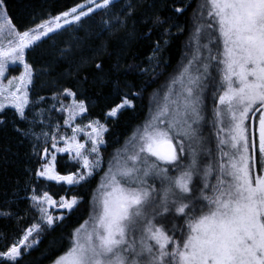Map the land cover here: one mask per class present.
I'll return each instance as SVG.
<instances>
[{
    "label": "snow or ice",
    "instance_id": "1",
    "mask_svg": "<svg viewBox=\"0 0 264 264\" xmlns=\"http://www.w3.org/2000/svg\"><path fill=\"white\" fill-rule=\"evenodd\" d=\"M113 7L114 0H85L21 32L11 24L5 0H0V112L12 107L22 119L27 118L34 73L25 59L26 49L99 9ZM127 10L131 15L130 3ZM154 22L163 23L159 17ZM193 22L192 58L171 81L164 103L134 134V151L123 156L118 151L115 164L110 162L94 194L92 214L74 230L69 246L52 264H264V0H206ZM5 25L15 36L7 46ZM17 63L23 72L8 79L5 88L8 67ZM213 67L217 77L210 84ZM209 87L213 88L209 124L215 154L203 134L204 94ZM63 94L73 102L72 107L61 108L68 112L64 123L72 135L60 136L64 146L58 147L56 135L40 133L45 142L51 139L54 151L49 155V149H43L45 163L37 175L71 186L102 166L100 146L107 127L99 120L87 124L90 131L73 126L70 121L87 113L88 107L70 88ZM117 95L119 99L106 113L109 118L133 107L127 94ZM78 134L86 137L85 142H80ZM56 153L71 154L84 171L61 174ZM33 192L34 206L48 226L54 219H64L54 218L50 208L71 211L79 203L76 196L58 201L47 191ZM169 216L170 228L158 222ZM34 231H40L39 224L0 251V262L15 264L22 248L39 243L35 238L28 242Z\"/></svg>",
    "mask_w": 264,
    "mask_h": 264
},
{
    "label": "trees",
    "instance_id": "2",
    "mask_svg": "<svg viewBox=\"0 0 264 264\" xmlns=\"http://www.w3.org/2000/svg\"><path fill=\"white\" fill-rule=\"evenodd\" d=\"M84 1L5 3L13 26L22 32ZM129 3L131 15L127 10ZM204 3L205 0H114L115 7L99 9L80 23L50 33L26 50L25 59L34 73L29 87L30 104L25 109L27 118L22 119L12 107L0 112V212L10 213L0 215V251L21 240L34 224L40 225V231L36 233L39 243L31 249L22 248V256L15 264H51L67 249L74 230L89 219L103 172L118 151L122 156L125 151H134V134L153 116L157 105L164 103L171 81L192 58L193 17ZM176 8L184 11L178 13ZM156 17L163 23H155ZM20 71L21 66L10 67L9 74ZM66 88L76 92V99L83 100L88 107V112L75 120L77 125L99 120L107 127L100 149L101 168L71 186L37 175L44 164L43 149L53 151L51 139L45 142L40 133L56 135L58 141L60 136L69 134L70 127L64 123L67 111H61L72 104L71 98L63 94ZM117 92L127 94L133 107L109 118L106 113L119 99ZM204 104L206 110V95ZM56 156V168L61 174L79 171L80 164L66 153ZM33 190L37 195L47 191L58 201L60 197L76 196L79 203L71 211H64L63 220L54 219L48 226L31 199ZM171 221L169 216L158 222L170 228Z\"/></svg>",
    "mask_w": 264,
    "mask_h": 264
},
{
    "label": "rangeland",
    "instance_id": "3",
    "mask_svg": "<svg viewBox=\"0 0 264 264\" xmlns=\"http://www.w3.org/2000/svg\"><path fill=\"white\" fill-rule=\"evenodd\" d=\"M85 2V1H84ZM83 2V3H84ZM98 2H101L102 3V0H98ZM205 2H206V0H205ZM71 9V8H70ZM69 10V9H68ZM68 10H66V11H68ZM206 11V10H205ZM65 12V11H64ZM63 13V12H62ZM61 14V13H60ZM59 15V14H58ZM7 16H8V14H7ZM56 16V15H55ZM55 16H53V17H55ZM8 18L10 19V17L8 16ZM11 20V19H10ZM0 23H2V21H0ZM11 24L13 25V23H12V21H11ZM35 27V26H34ZM33 28V27H32ZM4 32H5V35L3 36V42H4V44H5V46H7V43H8V41L9 40H15V36L14 35H12V34H9V29H8V25H5V28H4ZM44 37H42L41 39H43ZM38 42V41H37ZM27 50V49H26ZM17 66H21V71L18 73V74H13V75H11V74H9V69H10V67H17ZM22 72H23V66L21 65V64H19V63H17V64H10L9 65V67H8V71H7V73H6V79L4 80V86H5V88H7V80L8 79H11L12 77H19L21 74H22ZM211 75H212V78H213V80L212 81H210V84L211 83H213L214 82V80L216 79V77H217V72H216V70H215V67H213V70H212V73H211ZM15 87V82L13 83V88ZM30 87V86H29ZM212 93H213V88L212 87H209L208 88V91H206L205 92V94H204V96L206 95V104H207V107L205 108L206 110H204V113H205V115H206V120H205V122H204V125H203V134H204V136L206 137V141H205V143L207 144V145H210L212 148H213V153L215 154V137H214V135H213V129L211 128V126H210V124H209V119H210V117H211V110H212V107H213V104H214V101H213V98H212ZM219 94V93H218ZM217 94V95H218ZM73 103V102H72ZM70 107H72V104L70 105ZM69 107V108H70ZM157 109V108H156ZM73 111H75V109H73ZM156 111V110H155ZM155 113V112H154ZM154 115V114H153ZM258 115V114H257ZM78 116L79 115H77L76 116V118L74 119V120H71L70 121V123L73 125V126H75V125H77L76 123H75V120L78 118ZM69 119V115H68V112H67V120ZM150 119V118H149ZM149 119H147L146 121H145V123L149 120ZM86 126L87 125H84V126H81L82 128H85V131H90V129H87L86 128ZM140 128H142V126L140 127ZM68 135H63V136H71L72 135V130H71V128L69 129V131H68ZM105 133V132H104ZM104 133H103V135H104ZM77 138L80 140V142H85V140H86V137L83 135V134H78V136H77ZM64 145H63V141H61V143H59L58 144V147H63ZM87 147H90V142H89V144L87 145ZM100 149H101V146H100ZM54 151V150H53ZM52 151V152H53ZM52 152H49V155H51V153ZM57 154V153H56ZM67 155H68V157L71 159V160H73L72 159V156H71V154H69V153H66ZM90 159H94V156H90L89 157ZM186 162V161H185ZM44 163H45V159H44ZM111 163H113V164H115V159L113 160H111ZM101 167H99L98 169H100ZM98 169H96V170H98ZM108 170V169H107ZM107 170L106 171H104L103 172V174H102V176H101V180L99 181V185H100V183H101V181L105 178V174H106V172H107ZM79 171H84L83 169H82V167H81V165H80V169H79ZM78 171V172H79ZM95 172V171H94ZM150 182V181H149ZM98 185V186H99ZM67 199H71V197L70 198H67ZM64 211H68L67 209H63V208H60V207H58V206H56V207H52V208H50L49 209V212L53 215V217L55 218V217H59V216H63V214H64ZM37 232H33V235H32V237H29V243H32L33 242V239L35 238L36 240H37V234H36ZM52 264V263H51Z\"/></svg>",
    "mask_w": 264,
    "mask_h": 264
}]
</instances>
